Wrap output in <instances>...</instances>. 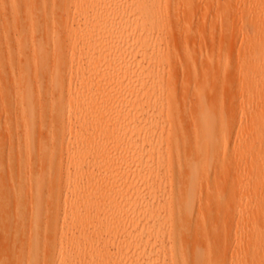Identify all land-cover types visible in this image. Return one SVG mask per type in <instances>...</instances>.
Wrapping results in <instances>:
<instances>
[{"label": "bare ground", "instance_id": "bare-ground-1", "mask_svg": "<svg viewBox=\"0 0 264 264\" xmlns=\"http://www.w3.org/2000/svg\"><path fill=\"white\" fill-rule=\"evenodd\" d=\"M0 11V44L19 57L0 94H15L7 137L20 135L17 176L0 190H27L32 216L47 210L54 226L32 261L66 264L55 242L75 231L84 264H264V211L252 209L264 207V0H0ZM209 11L223 43L253 28L235 66L230 49L204 48ZM177 32L184 45H168ZM36 151L56 157L53 173L35 171Z\"/></svg>", "mask_w": 264, "mask_h": 264}, {"label": "rangeland", "instance_id": "rangeland-1", "mask_svg": "<svg viewBox=\"0 0 264 264\" xmlns=\"http://www.w3.org/2000/svg\"><path fill=\"white\" fill-rule=\"evenodd\" d=\"M22 9L25 6H21ZM234 6H232L231 10L233 11ZM57 12V9L53 10V12ZM213 12V11H212ZM208 12L204 15L205 19L207 20V33L206 31L204 32V48L205 50L211 55L218 57L222 55V52H226L227 49H230L232 51V58L231 62L232 65L235 66L238 64V62L242 59L243 56V40L240 38V35L243 33L246 35L247 38L253 37V28L249 25H241L235 32L233 37V42H224L221 41V31L219 28H214L213 25V13ZM236 13L232 14V16H236ZM5 17V13L3 11H0V18L3 19ZM181 16L180 18H182ZM182 20V21H181ZM180 21L183 22L184 24V17ZM179 23V26L182 23ZM212 24H211V23ZM181 27V26H180ZM211 27V28H209ZM209 28V29H208ZM24 32L27 33V30H29V26H25ZM181 30V29H180ZM182 31V30H181ZM180 31V32H181ZM183 33V31H182ZM181 33V34H182ZM179 32H177L173 38L169 40L168 45L174 46V47H181L184 45L185 42V37L182 34L181 35ZM236 35V36H235ZM193 41V40H192ZM1 42V38H0ZM191 44H193L190 41ZM192 46V45H191ZM222 49V50H220ZM220 50V53H218ZM0 51L2 53L0 59H1V64H0V75L3 77H8L9 73L11 72V68H16L18 64L19 57L15 56V58L10 59L5 56L6 54V48L5 46H2L0 44ZM23 57V56H22ZM47 70H49V63L45 65V71H44V77L47 74ZM183 75H172L173 79L171 83L175 84L176 87V97L181 99L183 97L182 95V86L184 85V80H183ZM239 78L237 77H232L231 78V84H232V92L234 94H237L238 98L241 96L242 93H244V87L241 88L238 84ZM218 89H216V94L225 95L228 94L229 91L221 87L220 84H218ZM5 87V86H4ZM223 88V89H222ZM14 96L15 94L8 93L3 96L0 94V102H6V108L5 111L0 109V152L3 153L1 156L4 158L2 159L3 161V168H1L2 171H0V178L2 177L4 180H7L10 178V176H14L16 172L14 171L18 168V164L14 161L16 160L15 158L11 161L10 155L11 153H16L17 149L16 147L11 145V141L18 139L20 135L17 136V134H13L12 138L7 137V130L9 131L12 125L16 123V118H17V112H16V107L14 103ZM211 97V96H210ZM208 97L207 99H210ZM41 100H43L44 103L47 102V95L42 94L40 97ZM230 108V115L234 116H241L243 114L241 108H236L234 106L229 107ZM252 118V116H250ZM11 145V146H10ZM10 148V150H9ZM236 149L239 151H236V154L242 155L244 153V147L242 145L237 144ZM37 149V147H36ZM12 151V152H11ZM5 152V153H4ZM0 153V154H1ZM37 155V157L35 156ZM230 155H235V154H230ZM42 162L40 161V159ZM1 158V157H0ZM35 158L39 159L40 162L38 164H35L36 160ZM50 159V160H49ZM52 159V160H51ZM34 161V162H33ZM56 157H50L46 155H38L37 151L33 154V159H32V166L33 168L36 167L35 171H39L38 168H40L41 171H44L43 169L50 170V172H54L56 169ZM42 164V165H39ZM50 165V166H49ZM47 166L48 169H47ZM2 167V166H1ZM51 167V168H50ZM50 168V169H49ZM215 169H217V164L215 165ZM14 170V171H13ZM36 171V172H37ZM40 171V172H41ZM238 172H241V174H244V171H246V174H251L249 182H252L253 179H255L256 175V168L253 167V165H246L245 167L243 166L242 169L237 170ZM13 172V173H12ZM8 177V178H4ZM1 179V181L3 180ZM3 182V181H2ZM4 181L3 183H5ZM233 186L235 188H238L237 182H232ZM245 190H247V186L244 187ZM23 189V188H21ZM3 190V189H1ZM0 190V264H47L49 259H40L37 258L35 261H32L33 258H35L36 255L39 256L41 251L46 249L48 246H50L52 243L50 241L51 238V230L53 226V222L51 220V215L50 213L46 210L41 211L39 214H36L35 216L30 213L28 207H27V199H28V191L27 190H22L19 200L15 198L14 190L10 189V187H7L4 191ZM249 190V189H248ZM2 200V202H1ZM20 202V206L17 204ZM49 206L48 202H45L43 204V208L41 209H46ZM39 209V210H41ZM252 209L254 211H264L263 205H259L258 207H255L252 205ZM7 212V213H6ZM197 213H199V210H196ZM62 219V220H61ZM200 219L199 215H197L195 222ZM60 222L63 221L64 219L60 217ZM200 221V220H199ZM198 221V222H199ZM60 223V224H63ZM3 224V225H2ZM53 226V227H52ZM81 241L78 232L75 233L74 235L71 233H68L66 237H64L62 240L58 239L55 242L56 250L60 249V244L65 248L66 251V257H67V263L66 264H84L83 262V256L80 254V245L79 242ZM259 251L264 250V240H260L259 243H257L256 246ZM81 255V256H80Z\"/></svg>", "mask_w": 264, "mask_h": 264}]
</instances>
